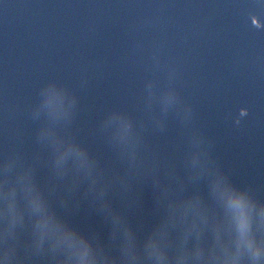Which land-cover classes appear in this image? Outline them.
Returning a JSON list of instances; mask_svg holds the SVG:
<instances>
[{
	"label": "water",
	"instance_id": "water-1",
	"mask_svg": "<svg viewBox=\"0 0 264 264\" xmlns=\"http://www.w3.org/2000/svg\"><path fill=\"white\" fill-rule=\"evenodd\" d=\"M0 264H264V0H0Z\"/></svg>",
	"mask_w": 264,
	"mask_h": 264
},
{
	"label": "clouds",
	"instance_id": "clouds-1",
	"mask_svg": "<svg viewBox=\"0 0 264 264\" xmlns=\"http://www.w3.org/2000/svg\"><path fill=\"white\" fill-rule=\"evenodd\" d=\"M233 203H234L235 207H238V208H241V209L243 208V201H242L241 198H236ZM246 230H247L246 221L242 220V222H241L242 239L244 238V234H245ZM249 244H250V242H249Z\"/></svg>",
	"mask_w": 264,
	"mask_h": 264
}]
</instances>
